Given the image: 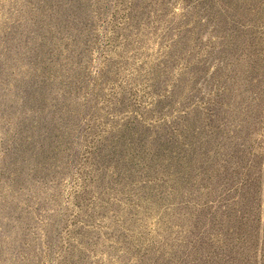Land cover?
<instances>
[{
  "label": "rangeland",
  "instance_id": "1",
  "mask_svg": "<svg viewBox=\"0 0 264 264\" xmlns=\"http://www.w3.org/2000/svg\"><path fill=\"white\" fill-rule=\"evenodd\" d=\"M0 264H264V0H0Z\"/></svg>",
  "mask_w": 264,
  "mask_h": 264
}]
</instances>
